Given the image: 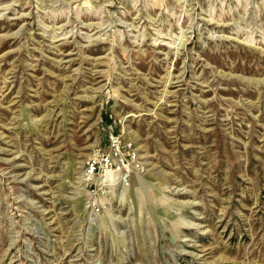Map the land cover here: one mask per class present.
<instances>
[{"label":"rangeland","instance_id":"374dc122","mask_svg":"<svg viewBox=\"0 0 264 264\" xmlns=\"http://www.w3.org/2000/svg\"><path fill=\"white\" fill-rule=\"evenodd\" d=\"M0 264H264V0H0Z\"/></svg>","mask_w":264,"mask_h":264}]
</instances>
